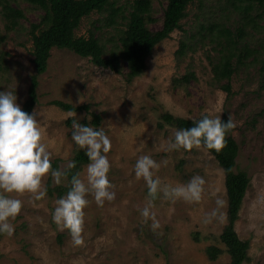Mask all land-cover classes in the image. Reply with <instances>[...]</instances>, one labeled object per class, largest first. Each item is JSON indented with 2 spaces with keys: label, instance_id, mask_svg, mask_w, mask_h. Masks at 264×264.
I'll return each instance as SVG.
<instances>
[{
  "label": "rangeland",
  "instance_id": "rangeland-1",
  "mask_svg": "<svg viewBox=\"0 0 264 264\" xmlns=\"http://www.w3.org/2000/svg\"><path fill=\"white\" fill-rule=\"evenodd\" d=\"M121 6L114 23L108 24V11H93L82 17L77 35L91 32L106 48L118 40L129 10V0H115ZM24 17L11 29L5 26L0 5V92L12 91L21 106L27 96L32 61L31 24L43 11L25 0H10ZM166 0H152L154 22L161 25ZM226 0H192L181 27L157 43L146 59L145 70L127 81L123 73L98 66L67 48L53 47L45 72L38 75V102L33 107L41 115L43 142L51 153V164L67 170L78 146L71 137L72 124L103 129L112 147L108 179L115 187L113 201L98 206L89 194L86 199L84 243L74 245L67 229L53 222L56 200L71 187L68 175L55 184L51 174L43 178L47 189L41 200L31 194L3 193L22 201L20 213L9 222L11 236L0 233V264H229L219 234L227 222L224 172L207 149L183 148L169 151L168 138L177 127L165 123L161 114L196 118L210 112L231 115L236 127L231 135L238 143L236 168L250 178L235 221L239 238L249 242L243 264H264V6L256 3L245 10ZM229 31L233 41L226 39ZM184 42V52L177 49ZM236 54L231 76L232 95L220 87L212 73V62L222 49ZM239 55V62H237ZM126 68L123 65V71ZM192 72L188 80L183 78ZM63 100L87 104L88 109L64 110L50 101ZM100 114L93 125L92 114ZM91 117V120L88 117ZM71 118V119H70ZM163 125L160 126L159 123ZM150 155L161 167L155 172L164 183L186 184L194 175L206 181L199 202L177 199L174 203L158 194L154 201L161 227L155 232L143 223L140 209L145 206L148 189L143 178L136 179L134 166L140 155ZM89 162L77 170L81 179ZM52 189V192L48 190ZM69 187L58 195V188ZM217 198L225 201L217 218L205 223L217 208ZM223 248L216 259H209L208 245Z\"/></svg>",
  "mask_w": 264,
  "mask_h": 264
},
{
  "label": "trees",
  "instance_id": "trees-1",
  "mask_svg": "<svg viewBox=\"0 0 264 264\" xmlns=\"http://www.w3.org/2000/svg\"><path fill=\"white\" fill-rule=\"evenodd\" d=\"M31 5L40 8L43 13L37 23L31 24L30 34L32 39V61L34 72L30 76L27 88V96L21 104V109L29 114L35 104L38 102L37 86L38 75L45 72L48 65V59L51 55V49L67 48L80 56L88 57L91 62L98 66L109 68L115 72L124 74L129 82L134 77L141 74L146 68V59L154 46L167 38L170 33L181 27V20L187 14V6L192 0H166L162 12L161 25L157 29L149 28L148 24L155 21L152 16V0H129V10L124 17V27L120 30V35L116 42L106 48L99 37L92 32L88 36L77 35L75 29L79 26L82 17L89 15L93 11H108V24L114 23L116 16L123 9L116 6L115 0H25ZM231 3H238V6L245 10L254 3L264 6V0H226ZM1 11L6 19L7 29L14 28L18 20L24 17L22 10L10 3V0H0ZM226 39L233 41L229 31ZM234 42V41H233ZM235 43V42H234ZM185 43L182 42L177 49V53L184 52ZM236 54L228 47L222 49L216 61L212 62V73L214 79L220 84V87L232 95L231 76L235 71L233 58ZM237 55V62H239ZM123 65L126 70L123 71ZM192 72H187L183 78L188 80ZM52 104L71 111H80L88 109L87 104H72L59 99L50 101ZM93 125L100 122V114H92ZM202 118H188L173 115L169 112L161 114V119L165 123L173 125L178 129L190 128L193 121ZM222 120L227 121L228 115L224 113ZM71 119V118H70ZM163 125L162 122L159 123ZM216 158L218 164L224 172V185L227 197V222L219 234V239L224 245V250L230 256L229 264H243L248 258L249 242L239 238L235 230V221L238 218V212L242 204L243 197L250 183V178L246 171L236 168V156L238 154V143L231 135V131L226 134V146L220 151L208 150ZM72 161L75 167L67 169L68 179H72L77 174V170L82 163L89 162L85 155V150L77 148L74 152ZM52 165L56 167V163ZM69 187L58 188V195L68 190ZM52 192V189L48 187ZM223 251V248L211 244L205 248L209 259H216Z\"/></svg>",
  "mask_w": 264,
  "mask_h": 264
},
{
  "label": "clouds",
  "instance_id": "clouds-1",
  "mask_svg": "<svg viewBox=\"0 0 264 264\" xmlns=\"http://www.w3.org/2000/svg\"><path fill=\"white\" fill-rule=\"evenodd\" d=\"M17 97L12 91L0 92V233L11 236L14 232L10 219H14L21 211L22 201L3 193L31 194L33 200H41L46 196L47 189L43 178L51 174L55 184L59 185L66 177V170L53 169L51 153L43 142L41 123L37 116L41 115L35 109L31 114L23 111L16 103ZM91 120V117H88ZM236 127L231 115L227 121L221 115L213 116L210 112L202 114V118L193 121L190 128L175 129L167 141L169 151L183 148L190 151L193 148L220 151L226 146V134ZM71 137L79 149L85 150L89 163L85 176L81 179L77 173L71 179L70 190L64 197L56 200L52 214L53 222L63 231L68 230L74 245H82L84 230V209L89 204L86 196L91 194L98 206L104 202L113 201L115 186L110 183L108 173L110 162L107 154L112 143L105 131L91 126L81 125L76 120L72 124ZM161 163H165L163 161ZM150 155H140L134 166L136 179L146 183L148 196L145 206L140 209L143 223L152 221L153 232L161 227L152 209L158 194L173 203L177 199L185 202H199L204 193L206 181L200 175L192 176L186 184L172 186L164 183L155 172L161 167ZM75 162L70 161L68 169L74 168ZM217 208L209 213L205 223L217 218L219 210L225 206V201L217 198Z\"/></svg>",
  "mask_w": 264,
  "mask_h": 264
}]
</instances>
